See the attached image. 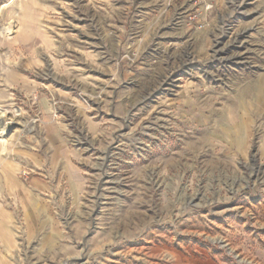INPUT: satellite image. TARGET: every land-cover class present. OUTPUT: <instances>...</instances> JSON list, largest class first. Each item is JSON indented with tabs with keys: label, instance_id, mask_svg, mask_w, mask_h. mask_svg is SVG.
<instances>
[{
	"label": "rangeland",
	"instance_id": "374dc122",
	"mask_svg": "<svg viewBox=\"0 0 264 264\" xmlns=\"http://www.w3.org/2000/svg\"><path fill=\"white\" fill-rule=\"evenodd\" d=\"M205 1L0 0V264H264V0Z\"/></svg>",
	"mask_w": 264,
	"mask_h": 264
},
{
	"label": "crops",
	"instance_id": "0c3cea01",
	"mask_svg": "<svg viewBox=\"0 0 264 264\" xmlns=\"http://www.w3.org/2000/svg\"><path fill=\"white\" fill-rule=\"evenodd\" d=\"M259 97V96H257ZM263 99V97H262ZM240 142V144L242 145V141L241 139L238 141ZM193 264H227L226 262L224 261H219L217 258L215 257H212V256H209V255H204L198 259H196Z\"/></svg>",
	"mask_w": 264,
	"mask_h": 264
},
{
	"label": "built area",
	"instance_id": "2783aa9c",
	"mask_svg": "<svg viewBox=\"0 0 264 264\" xmlns=\"http://www.w3.org/2000/svg\"><path fill=\"white\" fill-rule=\"evenodd\" d=\"M210 1H211V0H207V1L204 2V9H205V10H208V9H209V7H210ZM183 7H184V8H183ZM183 7H182L181 9L178 10V13H179L178 15H179V16H180V15H184V14H186V12H187V10H188V9H185V6H183ZM191 19H193V18H191Z\"/></svg>",
	"mask_w": 264,
	"mask_h": 264
},
{
	"label": "bare ground",
	"instance_id": "6f19581e",
	"mask_svg": "<svg viewBox=\"0 0 264 264\" xmlns=\"http://www.w3.org/2000/svg\"><path fill=\"white\" fill-rule=\"evenodd\" d=\"M250 90V89H249ZM260 92L258 93L259 94V97H257V100H258V102H263V100H264V89H262V90H259ZM263 94V95H262ZM262 97H263V100H262ZM5 113V112H4ZM7 114V113H6ZM1 117H2V115H1ZM6 118V117H5ZM1 119V118H0ZM4 124V126L2 127V131L0 132V134H4V127L6 126V122L5 123H3ZM2 137V136H1Z\"/></svg>",
	"mask_w": 264,
	"mask_h": 264
}]
</instances>
